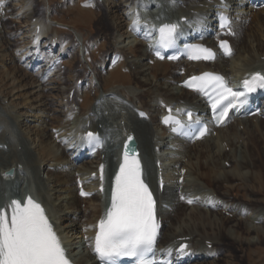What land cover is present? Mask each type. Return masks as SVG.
<instances>
[{"label": "bare ground", "instance_id": "1", "mask_svg": "<svg viewBox=\"0 0 264 264\" xmlns=\"http://www.w3.org/2000/svg\"><path fill=\"white\" fill-rule=\"evenodd\" d=\"M8 1L0 0V20L8 18L2 7ZM229 2L236 4L235 0ZM88 3L95 1L84 5ZM173 3L111 1L114 16H105L103 23L120 32L109 43L114 51L101 56L96 67L89 63L86 69L80 63V72L60 67H68L63 60L75 56L77 47L62 44L56 33L46 36L52 25L50 11L48 26L35 17L29 3L18 14L31 21L25 37L32 44L21 50L23 61L19 62L24 98L14 102L0 94V209L10 216L13 200L26 202L31 197L39 202L73 264H101L94 250L95 236L111 205L112 177L122 158V144L130 134L138 139L145 175L158 199L162 230L157 264H221L225 259L229 264V259L238 260L234 244L264 247V202L252 193L247 194L249 199L237 198L236 189L226 187L239 181L245 191L253 185L264 188V166L256 168L254 155L259 150L257 157L264 159V148L259 145L264 144V87L251 99L256 114L234 113L226 125H212L203 139L190 142L175 137L164 122L168 116L187 121L188 108L195 112L193 121H210V106L203 95L183 85L186 78L206 68H217L233 88L255 73L264 76V19L257 18L248 30L250 24L241 21L230 56H221L214 64L179 60L175 69L166 73L165 65L172 61L158 59L153 53L162 22L152 23L147 18L155 10L168 13ZM192 3L195 7L188 14L196 18L201 13L199 21L205 25L194 26L191 37L213 30L220 2ZM242 9L229 8L230 13L243 11L239 14L244 15L247 10ZM96 48L85 49L87 56L99 53ZM18 54L11 51L10 64ZM115 57L118 62L112 65ZM67 70L75 77L80 75L70 90L78 89L79 107L73 106L70 93L64 90V84L71 81L69 76L62 78ZM112 81L116 84L107 91ZM88 93L94 95L91 101ZM88 133L97 138L98 152H92ZM56 147L62 148V154L54 153ZM14 164H21L16 175L2 177L1 170ZM40 170L50 173L41 176ZM224 185V191L216 189ZM83 191L88 196L81 195Z\"/></svg>", "mask_w": 264, "mask_h": 264}, {"label": "snow or ice", "instance_id": "2", "mask_svg": "<svg viewBox=\"0 0 264 264\" xmlns=\"http://www.w3.org/2000/svg\"><path fill=\"white\" fill-rule=\"evenodd\" d=\"M176 27L172 24L159 29V43L163 47L173 46ZM221 47L226 45L222 43ZM190 53L191 59L212 58L208 49L199 46L192 48ZM243 83L248 91H252L257 83L264 87V76L257 74L252 81L244 80ZM188 86L196 87L205 95H209L208 89L212 88L217 93L211 97L214 110L228 97L236 100L243 95L242 92H233L221 77L211 74L192 77ZM232 100L224 107L221 116L227 114L228 107H235ZM164 122L179 123L170 116ZM93 138V133H88V139ZM132 140L129 136L128 143L124 145L123 163L111 192V207L98 224L94 250L101 264H116L120 257L134 258L135 264H155L154 259L148 258L149 254L155 256L158 229L155 201L141 178L140 161L131 147ZM81 195L87 194L81 192ZM10 207V216L5 209H0V264H69L40 204L29 197L26 202L13 200Z\"/></svg>", "mask_w": 264, "mask_h": 264}, {"label": "rangeland", "instance_id": "3", "mask_svg": "<svg viewBox=\"0 0 264 264\" xmlns=\"http://www.w3.org/2000/svg\"><path fill=\"white\" fill-rule=\"evenodd\" d=\"M89 1L90 0H73V1L72 0H11V1L9 0L6 3L7 5L5 4L2 6L4 8L3 11L7 12L6 16H8L7 19L0 20V94L2 96H5V97L7 96L9 100H14L15 102V101H19L21 98H24L22 94H25L26 92L25 90H22V88L19 87V84H22V79H23L22 69L21 67H19L20 65L19 62L23 61L21 59L22 57L21 53H23L21 50L25 48L26 46H30L32 44L30 42L31 39L25 37L26 31H28L27 29H30L31 27L29 25L31 24V21L27 22L25 21L26 18L21 19L20 18L21 16H19L20 15L19 12L22 10L23 6L26 5V3H29V5H31V7L35 9V17L38 18L40 22L41 21L44 22L46 26H48V24L46 23L47 22L46 20H48V17H46L48 16L47 12L48 11L51 12V15L49 16V18H50V21L52 22V25L48 27V29L50 27L51 28L48 30L49 32L48 31L46 32V36L49 33H56L59 41L62 42V44L69 45V44L74 43L75 47H77L76 50L74 51V53L77 56L76 55L74 56V54H71V56L66 57L63 61L66 64H68V67H66L65 64H62L60 66L62 70L71 68L73 69L72 71L77 70L80 72L81 70V68L79 67L80 63L86 69L90 68L89 63H91V66L96 67V64L99 62L98 60L102 58L101 56L105 57L104 56L105 53H107L108 55L113 53L114 50L111 46H109V43L113 39V36L120 32H116L114 28L105 26V24L103 23L104 21L103 18L105 16L109 15L110 18H113L114 16L113 13L111 12L112 8L109 7L111 6L109 3L111 1L113 2V0H108V1L94 0L95 1L94 4L88 3L87 5H84V3L89 2ZM251 13L252 14H250L247 19V22L250 25L247 26L246 30L250 29V27L252 26V24L257 18L261 17L264 19L263 12H251ZM253 13L257 16H255ZM5 32L6 33L8 32V34L11 37L9 38L8 35L5 34ZM243 36H244V33H243ZM76 39H80L81 41L75 42ZM44 41L45 40H43V42ZM60 46L61 44L58 46V49ZM89 47L92 49L97 47L96 49H99V53L92 52L94 54H90L87 56V50L85 49ZM82 48L84 49L82 50ZM58 49H55V51L58 52ZM80 49L82 50L81 54H78V51ZM12 50H15L17 54L18 53L19 54L16 56V59H14L15 62L10 64L9 59L12 60V57H11ZM131 50H134V48H132ZM83 52L84 53L86 52V53L84 54ZM70 61L71 63H73V65L70 64ZM176 65L177 64L175 62H172L171 64H168V65L166 64L165 72L166 73L171 72L172 70L175 69L174 66ZM68 76L70 77L71 81L64 84L66 88L64 90L65 92L67 91L70 93L71 100L73 99L74 104H75V105L73 104V106L79 107L80 103L77 100L78 96L77 94L75 95L78 89L72 90V92L70 90L71 88H74L75 84L74 85L72 84L76 81L77 77H80V75L79 76L76 75L75 77L72 74L68 73V70H67V72H65L62 75V78H65ZM59 82H63V81L59 79ZM124 82L127 83V81H124ZM131 82H132V79L128 81V83H131ZM112 84L115 85L116 82L112 81L108 84V86ZM108 89H111V86L106 88L107 91ZM89 94H92V93H88L89 99L87 98V100L91 101L92 98H94V95L93 97H90L92 95H89ZM17 96H19L20 98L16 100ZM262 144L263 143L260 142L259 144L260 148H264V144L263 145ZM57 148L59 149L61 147L54 148V153L57 152L58 154H62L61 152L62 148L60 149V151H58ZM258 153H259V150L257 154ZM257 154L255 151L254 155L257 158L256 168L263 167L264 159L262 158L259 159L257 157ZM39 173L41 176H46L50 172L48 170L47 171L43 170L42 173L41 171ZM73 182L75 184L76 182L75 179L73 180ZM226 187L235 188L236 192H234V195L237 198L249 199L247 194L252 193L255 197L260 198V200L264 202V188L258 187L257 185H253L252 186L253 188L247 189L246 191H245V187L243 183L239 181L229 184V185L227 184ZM216 189L218 190L221 189V191H224L225 185L221 187H216ZM84 206L85 205L82 204L83 208ZM87 207L88 205H86L85 209H87ZM246 246L247 245L245 244H242L240 246L234 244V247H235L234 252L238 260L236 262H232L229 259V262H230L229 264H264V247L255 248L249 245L247 247ZM248 249L250 250L249 254L247 253ZM239 260H242V261H239ZM221 262H222L221 264H228L226 259Z\"/></svg>", "mask_w": 264, "mask_h": 264}, {"label": "water", "instance_id": "4", "mask_svg": "<svg viewBox=\"0 0 264 264\" xmlns=\"http://www.w3.org/2000/svg\"><path fill=\"white\" fill-rule=\"evenodd\" d=\"M131 137L133 138L132 143H131V147L135 149V154H139V143H138V141L134 135H131ZM126 143H128V138L124 142V145ZM124 145H123V153L125 151ZM18 168H21V164H18V165L14 164L8 169H3L1 172H2V175L4 177L13 178L16 175Z\"/></svg>", "mask_w": 264, "mask_h": 264}]
</instances>
